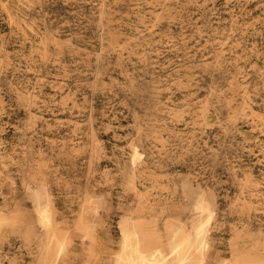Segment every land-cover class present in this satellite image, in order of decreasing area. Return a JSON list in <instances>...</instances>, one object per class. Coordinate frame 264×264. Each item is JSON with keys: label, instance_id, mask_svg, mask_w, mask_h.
Here are the masks:
<instances>
[{"label": "rangeland", "instance_id": "rangeland-1", "mask_svg": "<svg viewBox=\"0 0 264 264\" xmlns=\"http://www.w3.org/2000/svg\"><path fill=\"white\" fill-rule=\"evenodd\" d=\"M35 190L55 264H107L125 218L193 234L198 196L203 264L264 261V0H0V264H51Z\"/></svg>", "mask_w": 264, "mask_h": 264}, {"label": "bare ground", "instance_id": "bare-ground-1", "mask_svg": "<svg viewBox=\"0 0 264 264\" xmlns=\"http://www.w3.org/2000/svg\"><path fill=\"white\" fill-rule=\"evenodd\" d=\"M133 155L135 160L142 154L135 150ZM32 194L37 220L43 230L40 244L42 259L55 264L65 252L66 243L54 227L53 209L48 194L42 190H35ZM196 204L200 216L192 224L193 234L185 228L174 230L168 224L163 236L141 222H134L131 218L123 219L120 223L121 239L118 251L107 264H203L204 238L213 211L209 201L203 196L197 197ZM92 214H97V207L90 204L84 208L78 222L87 236L93 231L90 219ZM2 220L3 216L0 215V221ZM242 263L244 264L241 257H237L233 264ZM258 263L264 264V261Z\"/></svg>", "mask_w": 264, "mask_h": 264}]
</instances>
